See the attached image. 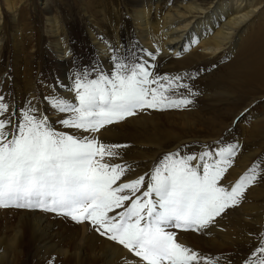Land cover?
<instances>
[{
  "label": "snow or ice",
  "instance_id": "snow-or-ice-1",
  "mask_svg": "<svg viewBox=\"0 0 264 264\" xmlns=\"http://www.w3.org/2000/svg\"><path fill=\"white\" fill-rule=\"evenodd\" d=\"M157 54L145 50L152 61ZM112 60L110 71L75 74L71 99L45 98L64 114L58 123L66 131L31 105L14 121L0 95V208L41 209L88 222L140 264H217L180 242L177 230L208 228L264 179V167L254 163L234 184H222L240 150L230 143L195 154L169 152L150 172L127 179L132 166L114 161L129 145L104 143L100 131L145 110L187 108L195 94L179 93L189 88L185 76L158 74L143 57ZM244 264H264V238Z\"/></svg>",
  "mask_w": 264,
  "mask_h": 264
},
{
  "label": "rangeland",
  "instance_id": "rangeland-1",
  "mask_svg": "<svg viewBox=\"0 0 264 264\" xmlns=\"http://www.w3.org/2000/svg\"><path fill=\"white\" fill-rule=\"evenodd\" d=\"M52 1V11L45 16L52 15L69 32L66 40L69 44L67 48L71 51L67 66L63 65L64 59L57 58L50 47V43L57 39L48 35L46 30L44 9L40 5L42 0H25V10L21 12L17 25L4 11L5 31H0V37L4 38V46L0 49V95L14 110L11 117L14 121L18 122L20 113L31 105L39 110V114L47 115L55 129L66 131L58 123L64 114L57 113L45 98L52 95L65 96L61 88L68 86L71 89L75 74L85 70L91 73L94 68L110 71L114 62L112 60L110 66L107 65L90 40L83 17V0ZM254 4L257 7L255 16L231 37L228 48L233 52L232 55L210 56L199 50L191 56L182 55L171 59L174 62L155 70L161 75L185 76L182 83L188 84L189 88H181L179 93L188 95L190 91L195 94L190 96L193 103L189 107L164 111L145 110L121 122V126L100 131L98 135L104 143L129 145L122 149V160L114 161L132 166L127 179L150 172L169 152L179 149L182 155L195 154L205 148L215 151L230 143H238L240 150L232 168L221 181L222 184H234L254 163L264 167V0ZM122 34L125 51L122 55H114L126 61L144 58V51L133 40L135 38L129 37L125 30ZM243 64L247 72L251 71L244 85L236 82L237 75L242 73ZM90 78H94V74ZM70 96L67 98L71 99ZM3 209L5 236H9L11 224L16 222L18 212L32 210L46 213L41 209ZM46 214L56 223L64 222L73 226L83 224L87 228L86 233L97 238L94 241L96 244L106 242L124 253L120 259L122 264H140L139 258L118 243L99 235L90 223H77L51 212ZM74 229H64L66 237H61L73 242L70 250L72 254L86 246H79L80 236L77 239ZM187 232L216 241L191 239V245L186 241L182 243L212 258L217 264H244L252 251L261 246L264 238V179L258 178L238 206L228 209L202 232L177 230L179 241L185 239L182 235ZM105 250L103 252L109 254L107 258L117 256ZM40 256L36 255L31 263L38 264ZM46 263L77 264V260L70 256L64 263L59 258ZM0 264H15L11 253L4 254ZM98 264L103 263L99 261Z\"/></svg>",
  "mask_w": 264,
  "mask_h": 264
},
{
  "label": "bare ground",
  "instance_id": "bare-ground-1",
  "mask_svg": "<svg viewBox=\"0 0 264 264\" xmlns=\"http://www.w3.org/2000/svg\"><path fill=\"white\" fill-rule=\"evenodd\" d=\"M24 2L25 0H0V31H5L4 11L8 12L17 25L21 12L25 10ZM255 2L260 4L262 0H83L82 11L88 36L107 65L110 66L115 53L122 55L125 51L122 34L125 30L129 37L135 38L133 40L141 45L144 58L149 63H154L156 70L174 62L171 59L182 55L191 56L199 50L210 56L227 53L232 55L233 52L228 48L231 37L255 16ZM52 3V0L40 2L44 16L52 11ZM45 19L48 35L57 39L50 43V47L57 58L64 59L63 65L67 66L71 51L67 48L69 44L66 40L69 32L52 15L45 16ZM3 42L4 38L0 37V49L4 46ZM145 50L153 53L158 50L155 61L145 55ZM243 57L244 53L241 58ZM242 68L236 82L244 85L248 82L251 71L245 70V64ZM61 89L66 93L63 97L74 96L70 87ZM121 125L122 123H118L108 127L114 129ZM108 127L105 129H110ZM110 134H113L112 131ZM46 213L32 210L18 212L16 222L8 229L9 236H5V209H0V260L4 254L11 253L15 264H33L31 262L36 255H41L38 264L57 261V258L64 263L70 256L77 260V264H98L99 261L103 264H122L120 259L124 253L106 242L96 244L94 241L97 238L86 233L87 228L83 224L73 226L64 222L56 223ZM72 227L75 228L77 239L81 237L78 239L79 246L86 245L85 249L82 248L75 254L70 252L73 242L69 238H61L66 237L64 229ZM183 234L185 239L180 241L189 242V245L191 239L216 242L214 239L193 236L189 232ZM104 248L117 256L107 258L109 254L103 252Z\"/></svg>",
  "mask_w": 264,
  "mask_h": 264
}]
</instances>
